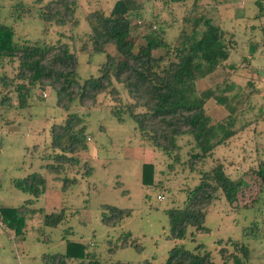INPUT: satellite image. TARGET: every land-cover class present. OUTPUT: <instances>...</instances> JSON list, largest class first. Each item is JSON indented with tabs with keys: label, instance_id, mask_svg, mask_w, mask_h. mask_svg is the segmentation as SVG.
Segmentation results:
<instances>
[{
	"label": "rangeland",
	"instance_id": "rangeland-1",
	"mask_svg": "<svg viewBox=\"0 0 264 264\" xmlns=\"http://www.w3.org/2000/svg\"><path fill=\"white\" fill-rule=\"evenodd\" d=\"M37 1L0 0V23L13 26L17 41L68 46L78 54L80 83L98 76L104 55L90 57L80 52L82 45L88 44L86 17L95 11L108 15L117 0H78L74 14L76 27L51 24L44 29L35 13L15 24L16 5L23 3L28 9L42 10L54 0H40L41 7L34 8ZM136 1L142 6L144 20L140 19L143 28L137 29L133 36L136 45L142 43L148 25L152 30L156 27V31L162 28V38L169 44L182 31H191V23H184V18L192 14L191 8L195 7L192 1L184 4ZM194 13V16H207L219 26L224 31L225 43L231 48L226 68L220 71L221 77L213 75L199 81V91L230 77L241 87V101L250 95L247 100L254 108L248 116L255 114V118L253 125L240 134L241 140L235 139L213 154V159L233 161L228 169L239 188L232 204L238 209L230 208L221 198L206 213L204 226L208 231L194 234L193 240V229L189 228L187 237L178 245L187 251L202 245L211 254L213 264H222L218 241L226 244L231 239L248 247V264H264V186L253 173L259 162H264V106L260 107L264 104V46L260 45L249 59L250 42L264 45V0H200ZM106 50L114 54L113 47L107 46ZM229 67L235 68L233 72ZM1 73L13 78L15 62L4 61ZM116 87L121 89L119 85ZM45 93L46 99L41 97V91L32 93L30 101L34 104L22 110L17 109L14 89L0 94V207H18L31 199L14 187V181L38 171L40 159L50 153V127L53 122L59 124L63 116L56 107L55 92L45 90ZM121 93L119 102L108 94H101L94 104L87 101L80 106L76 102L71 107V113L83 117L87 138L91 139L79 157L82 162H88L92 174L81 179L73 169L67 177H77L78 181L65 185L64 177L55 179L42 171L46 192L35 202L37 213L27 218L23 236H13L0 224V264H44L43 255L65 254L67 242L85 245L88 254L82 259H68L67 264H142L145 260L160 264L165 261L174 246L168 237L167 211L182 207L186 192L198 184L199 175L186 167L168 168L169 160L163 159L148 143L141 142L129 116L123 115L122 123L117 121L112 112L124 108L129 101ZM5 95L10 100L1 104ZM208 105L209 117L214 122L221 121L225 115L223 108L214 102ZM242 107V104L238 106ZM186 140V137L180 139L179 143L182 145ZM187 150L184 147L183 158ZM143 164L154 165V185L161 181L162 188L142 184ZM158 196H163V200L158 201ZM105 205L127 210L130 215L115 226L107 225L103 221L104 216H109ZM53 211L64 213L63 223L55 228L44 226L43 215Z\"/></svg>",
	"mask_w": 264,
	"mask_h": 264
},
{
	"label": "trees",
	"instance_id": "trees-1",
	"mask_svg": "<svg viewBox=\"0 0 264 264\" xmlns=\"http://www.w3.org/2000/svg\"><path fill=\"white\" fill-rule=\"evenodd\" d=\"M77 1L54 0L42 10L35 8L36 5L41 7L40 0L33 5L35 9H28L20 3L13 10L15 24L35 13L44 29L51 24L76 27L74 14ZM144 1L164 4L192 1L196 7L200 0ZM195 7L191 8L192 14L188 13V18H184V23H191V31H182L173 44L162 38V28L156 31V27L152 30L148 25L142 43L136 45L133 36L144 25L140 22L142 6L136 0H117L108 15L100 11L90 13L86 17L88 44L85 42L80 52L90 57L102 54L105 61L99 67L98 76L90 77L83 83L78 81V54L68 46L17 41L13 26L0 23V67L4 61L15 62L13 78L0 74V94L5 90L13 92L14 89L17 109L22 110L34 104L30 101L33 100L30 99L32 93L41 91V97L46 99L45 90H52L56 94V107L63 116L59 124L53 122L50 127V153L40 159L38 171L14 181V187L31 199L18 207H0V224L4 229L13 236H23L27 218L37 213L35 202L46 192L42 171L52 174L55 179L64 177L65 185L78 181L77 177H67L73 169L81 179L91 176L93 169L79 157V153L87 150V141L91 139L87 138L83 117L71 113V107L76 102L80 106L87 101L94 104L101 94H108L119 102L123 91L129 101L124 108L112 112L117 121L122 123V116H129L140 134L141 142L148 143L161 153L163 159L169 160L168 168L186 167L199 175L198 184L186 192L182 207L167 211L168 237L174 241V246L160 264H213L211 254L202 245L194 251H187L178 242L187 237L189 228L193 229L192 239L194 234L208 231L204 226L206 213L221 198L230 208L238 209L232 204L239 188L228 169L233 161L213 159V154L219 147L228 146L235 139L241 140L240 134L253 125L255 114L248 116L254 108L247 100L250 95L244 102L241 101V87L230 77L199 91V81L213 75L221 77L220 71L226 68L231 48L224 41V31L214 25L210 18L194 16ZM249 44L251 60L258 47L264 45L257 42ZM107 46L113 47L114 54L107 52ZM243 61L246 62V59ZM234 69L229 67L232 72ZM116 85L121 89H117ZM2 99L1 104L10 100L8 95ZM211 102L223 108L225 115L221 121L214 122L209 117L208 104ZM241 104L245 108L239 109ZM185 137L187 140L181 145L179 140ZM184 147L188 148L185 158L182 157ZM253 173L264 186L263 161L259 162L258 169H254ZM154 175V165L143 164L142 184L162 188L161 181L154 185ZM104 208L109 213L103 218L107 225L115 226L130 215L129 211L114 206L105 205ZM42 219L44 226L55 228L63 223L65 217L63 212L53 211L43 215ZM226 242L218 241V255L222 264H248V247L231 239ZM86 250L83 244L67 242L65 254L43 255L42 258L44 264H67L68 259L87 257ZM142 264L154 263L145 260Z\"/></svg>",
	"mask_w": 264,
	"mask_h": 264
},
{
	"label": "built area",
	"instance_id": "built-area-1",
	"mask_svg": "<svg viewBox=\"0 0 264 264\" xmlns=\"http://www.w3.org/2000/svg\"><path fill=\"white\" fill-rule=\"evenodd\" d=\"M157 200H158V201H162V200H163V196H158V197H157Z\"/></svg>",
	"mask_w": 264,
	"mask_h": 264
}]
</instances>
